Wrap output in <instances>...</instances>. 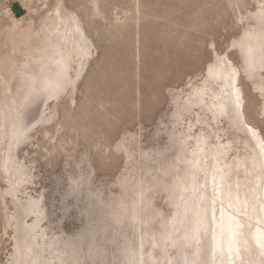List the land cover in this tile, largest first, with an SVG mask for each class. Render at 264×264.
Returning a JSON list of instances; mask_svg holds the SVG:
<instances>
[{
  "label": "rangeland",
  "instance_id": "374dc122",
  "mask_svg": "<svg viewBox=\"0 0 264 264\" xmlns=\"http://www.w3.org/2000/svg\"><path fill=\"white\" fill-rule=\"evenodd\" d=\"M17 2L20 12L0 11L1 65L10 60L16 34L32 30L41 37L45 18L56 7L77 16L93 54L76 87L48 102L52 120L35 126L31 140L18 147V162L32 176L16 197L8 193L11 184L0 169V264H20L16 244H25L27 236L14 221L35 222L33 214L23 218L19 209L29 195L42 201L46 217L39 234L60 242L63 252L55 253L64 264H136L132 252L143 240L147 264L198 263L209 255L213 264L205 234L197 243L170 239L181 213L166 174L179 163L171 133L184 130L174 127L175 103L204 84L217 56H227L241 72L244 117L264 139V97L258 80L245 73L236 46L255 26L252 16L264 0H98L99 16L91 0ZM12 83L15 91L18 79ZM186 119L189 123V115ZM219 126L231 143L229 161L251 155L245 132L227 120ZM251 177L242 172L232 185L246 190ZM43 257L60 264L49 253Z\"/></svg>",
  "mask_w": 264,
  "mask_h": 264
},
{
  "label": "bare ground",
  "instance_id": "6f19581e",
  "mask_svg": "<svg viewBox=\"0 0 264 264\" xmlns=\"http://www.w3.org/2000/svg\"><path fill=\"white\" fill-rule=\"evenodd\" d=\"M91 2L95 15L99 16L98 0ZM262 5L264 2L252 16L255 26L244 34L236 46L242 54L245 73L258 80L256 89L264 97ZM51 16L45 18L41 37L39 34L34 36L32 30L23 37L19 33L14 39L11 37L12 52L7 57L10 60L0 64V169L11 184L8 193L14 197L32 174L28 175V167L18 162V147L31 138L35 126L52 120L46 115L48 102L58 98L68 87H76L86 62L93 54V44L77 16L64 15L60 7H56ZM16 30L14 24L13 31ZM240 73L227 56H217L216 62L207 71L204 84L195 88L186 100L178 97L175 103L174 127L183 126L184 130L171 133L179 163L169 166L166 174L170 175L177 193L175 198H179L176 204L181 208L179 216L182 218L178 217L171 225L173 235L170 239L174 244L183 238L188 243H197L205 234L213 252V264H264V139L244 117ZM15 78L18 79V86L13 91L11 85ZM188 115L189 123L186 119ZM193 115L194 119L191 118ZM224 120L232 128L247 134L246 144L252 150L250 156H237L229 161L231 143L225 142L224 129L219 126ZM242 172L253 177V185L247 187V191L240 184L232 185L234 176ZM37 200H32L29 195L26 201L19 202L21 217L31 218L33 214L36 219L33 224H27L15 218L14 222L18 221V227L27 236L25 244L16 240L20 264H53L50 257H43V253H49L52 259L64 264L55 253L63 252L58 246L60 242L53 238L46 241L39 234L46 216L41 207L42 201ZM132 212V222L135 223L136 207ZM143 241L139 246L141 248L132 252L136 264H147L151 260ZM209 256H204L198 263L195 259L186 263L208 264Z\"/></svg>",
  "mask_w": 264,
  "mask_h": 264
},
{
  "label": "built area",
  "instance_id": "2783aa9c",
  "mask_svg": "<svg viewBox=\"0 0 264 264\" xmlns=\"http://www.w3.org/2000/svg\"><path fill=\"white\" fill-rule=\"evenodd\" d=\"M17 0H0V10L11 12Z\"/></svg>",
  "mask_w": 264,
  "mask_h": 264
},
{
  "label": "crops",
  "instance_id": "0c3cea01",
  "mask_svg": "<svg viewBox=\"0 0 264 264\" xmlns=\"http://www.w3.org/2000/svg\"><path fill=\"white\" fill-rule=\"evenodd\" d=\"M13 9H16L17 13L20 12V9L18 7V2L17 1L15 2L14 6H13Z\"/></svg>",
  "mask_w": 264,
  "mask_h": 264
},
{
  "label": "snow or ice",
  "instance_id": "6c2138e0",
  "mask_svg": "<svg viewBox=\"0 0 264 264\" xmlns=\"http://www.w3.org/2000/svg\"><path fill=\"white\" fill-rule=\"evenodd\" d=\"M261 19L264 20V5H262ZM235 46V44H234Z\"/></svg>",
  "mask_w": 264,
  "mask_h": 264
}]
</instances>
